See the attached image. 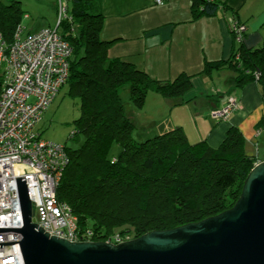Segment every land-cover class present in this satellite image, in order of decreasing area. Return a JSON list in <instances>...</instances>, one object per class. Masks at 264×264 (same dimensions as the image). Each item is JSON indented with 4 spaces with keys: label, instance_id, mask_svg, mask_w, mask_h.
Here are the masks:
<instances>
[{
    "label": "trees",
    "instance_id": "1",
    "mask_svg": "<svg viewBox=\"0 0 264 264\" xmlns=\"http://www.w3.org/2000/svg\"><path fill=\"white\" fill-rule=\"evenodd\" d=\"M201 1L202 10L194 9L195 16L217 13L218 1ZM20 3L0 0V32L8 42L19 28L24 37L34 33L23 27L22 17L28 15H23ZM70 7L71 20L60 25L73 47L69 79L62 88L78 97L80 115L70 134L75 143H64L69 163L58 198L72 207L80 228L92 230L96 241L117 234L135 238L231 208L256 162L246 153L239 128L230 127L217 148L205 140L190 142L179 127L136 138L121 89L129 87L131 99L143 106L150 91L166 97L183 95L191 88L192 77L181 74L174 81L159 80L130 62L110 58L114 40L101 36L105 18L101 0H71ZM225 64L237 69V86L255 80L264 89V43L241 46L228 62L207 61L204 71ZM2 84L0 76V92Z\"/></svg>",
    "mask_w": 264,
    "mask_h": 264
},
{
    "label": "crops",
    "instance_id": "2",
    "mask_svg": "<svg viewBox=\"0 0 264 264\" xmlns=\"http://www.w3.org/2000/svg\"><path fill=\"white\" fill-rule=\"evenodd\" d=\"M218 2L216 14L195 16L194 9L202 10L201 0H164L163 4L156 0H101L105 17L101 36L114 40L108 49L110 58L130 62L155 79L174 81L181 74L192 77V86L183 95L166 97L150 91L143 106L126 103L127 115L136 128L139 123L133 112L150 107L153 110L146 113L153 135L179 127L190 142L205 140L217 148L228 129L235 126L244 136L246 153L255 157L257 164L264 160L263 87L255 80L237 86L238 71L228 64L210 72L204 67L207 61L228 62L241 46L264 43V0ZM234 16L247 26L242 41L235 39L231 28ZM232 94L240 106L225 120L212 119L210 111L222 108ZM155 112L157 120L152 119ZM147 137L152 136L149 133Z\"/></svg>",
    "mask_w": 264,
    "mask_h": 264
},
{
    "label": "built area",
    "instance_id": "3",
    "mask_svg": "<svg viewBox=\"0 0 264 264\" xmlns=\"http://www.w3.org/2000/svg\"><path fill=\"white\" fill-rule=\"evenodd\" d=\"M57 1L54 27H42L8 42L0 32V228L24 226L17 178L25 177L33 222L69 241H96L92 230H82L72 207L58 198V188L69 163L66 144L42 137L39 122L70 75L73 47L60 32L64 20H71V0ZM164 0H156L163 4ZM218 1V0H210ZM236 40L247 30L235 16L230 19ZM229 95L222 108L210 111L214 120H225L240 106ZM260 133V132H258ZM36 216V220H34ZM132 239L117 234L102 241L120 243ZM16 231L0 232V242L21 241ZM0 264H25L20 242L0 247Z\"/></svg>",
    "mask_w": 264,
    "mask_h": 264
},
{
    "label": "water",
    "instance_id": "4",
    "mask_svg": "<svg viewBox=\"0 0 264 264\" xmlns=\"http://www.w3.org/2000/svg\"><path fill=\"white\" fill-rule=\"evenodd\" d=\"M23 215L21 233L25 264H264V160L249 172L242 193L229 209L163 230H151L130 240L69 241L50 236L33 222L26 178H17Z\"/></svg>",
    "mask_w": 264,
    "mask_h": 264
},
{
    "label": "rangeland",
    "instance_id": "5",
    "mask_svg": "<svg viewBox=\"0 0 264 264\" xmlns=\"http://www.w3.org/2000/svg\"><path fill=\"white\" fill-rule=\"evenodd\" d=\"M20 2L24 11L23 15H28L27 17H22L23 27H26V32L40 27H47L48 25H51V27L56 25L57 11L56 7H54V0H20ZM120 92L123 101L130 103L131 106L132 104L134 105L129 87L121 89ZM148 108L149 110H153L150 107ZM149 110L145 108L144 110L137 109L133 112V117L139 123L138 128L133 133L136 138L141 137L142 139H146L149 133L151 136H154L153 133L149 132L152 130L151 118L147 117L146 113ZM156 114L157 112H155L153 120L159 118ZM79 115L78 97L71 95L69 89L63 87L47 108L43 119L38 124V129L45 139L59 143H68V145L73 146L75 142L70 139V134L76 128L75 119ZM116 150L117 148L115 147ZM34 220H36V216Z\"/></svg>",
    "mask_w": 264,
    "mask_h": 264
}]
</instances>
